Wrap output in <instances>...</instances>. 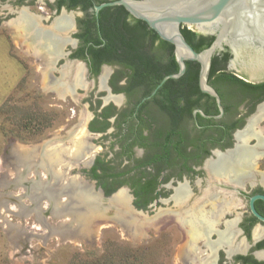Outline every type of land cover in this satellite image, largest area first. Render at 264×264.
<instances>
[{
  "label": "rangeland",
  "instance_id": "1",
  "mask_svg": "<svg viewBox=\"0 0 264 264\" xmlns=\"http://www.w3.org/2000/svg\"><path fill=\"white\" fill-rule=\"evenodd\" d=\"M35 6L39 7L33 5L30 11L39 14L41 10ZM5 8L6 3H1L0 17L5 14ZM6 20L0 19V264H180V231L173 224L161 223L156 228L152 225L153 221L160 223L166 210L174 209L175 202L167 203L162 200L164 204H157V209L153 208L151 203L145 209H137L133 202L131 203V189L127 185L122 186V190L130 197L129 206L133 214L140 218L142 223L139 231H136L131 221L118 217L116 208L104 205L121 188L113 195L105 196L102 187L87 174L95 159L99 158L108 164L110 172L124 174L120 180H129L134 176L133 165L143 157L144 150L134 147L130 161L120 158L119 141L122 138V129H119L116 135L115 130L109 129L106 136H97L99 132L87 130V149L84 150L95 151L87 165L75 164V160L67 154L61 155L59 166L57 163L51 164L49 160V163H44L46 160L43 158L48 154L43 157L45 146L55 143L69 149L72 146L69 138L78 130L86 114H99L100 110L96 106L99 99L101 107H114L116 110L118 108L125 116L132 109L133 96L130 99L127 97L125 103V98L117 94L119 102L112 100L105 106L106 88L100 87L99 82L103 68L97 78L91 76L86 79L85 74L86 85L75 88L72 96L58 97L48 88H44L45 68L40 67L33 57L22 52L21 44L16 41L19 40L17 35L16 40L11 37L14 30L4 24ZM188 29L196 31L193 27ZM74 68L72 66L67 69L68 81L74 78ZM63 69L64 67L56 66L51 73V79L59 80ZM114 71V68L109 69L110 73ZM231 72L238 74L233 70ZM100 123L102 122L95 123V127L100 128ZM258 126L264 129L262 122ZM124 130L125 128L123 132ZM34 147H39V152L25 160L21 156L23 149ZM73 162L75 165L70 166ZM25 163L28 170L22 175L25 172ZM253 171L257 180L261 175L264 176V158L256 161ZM179 173L178 168L166 169L161 173L159 180L168 175L180 176ZM38 178H42L40 182H44L41 188L35 186ZM63 178H78L79 185L90 187L95 195L100 196L102 201L99 203L102 207L100 212H97L99 215L93 218V225H82L83 222L79 221L82 219L73 215L75 210L62 208L68 196L60 189ZM49 179L50 183L46 188L44 185ZM185 180L192 190L194 187L187 178L181 183ZM193 180L197 190L193 189L189 199L184 202L190 209L194 204L202 203L205 206L213 200L221 201L217 197L203 200L207 196L204 194L205 189L210 186L222 191L230 198L229 201L233 198L229 188L216 184L228 183V180L215 177L212 179L206 172L203 177H195ZM22 181L27 182L29 186H24ZM173 186L176 187L174 184L164 183L159 188ZM5 195H13L12 197L18 200H6L4 203L1 199H4L2 196ZM54 200H58L59 204L56 205ZM235 200L233 202L239 203L237 196ZM36 204L37 207L34 208L33 205ZM76 211L79 212L78 209ZM171 214L174 217L175 214L181 215V212ZM167 216L166 213L163 219Z\"/></svg>",
  "mask_w": 264,
  "mask_h": 264
},
{
  "label": "flooded vegetation",
  "instance_id": "2",
  "mask_svg": "<svg viewBox=\"0 0 264 264\" xmlns=\"http://www.w3.org/2000/svg\"><path fill=\"white\" fill-rule=\"evenodd\" d=\"M110 1L113 0H0V5L1 3H6V12L3 17H0V19H7L4 24L14 30V35L11 37L15 39V35L18 37V34L16 27L12 25V23L15 22L19 15H25L27 17V20L30 23L28 25L29 38L24 39L20 36L18 37L19 40H15L21 44L23 48L22 52L30 55L38 61L40 67H45L43 65L47 63L49 67L53 65L52 67H54V71L56 66H60L61 68L82 66L85 69L86 79L91 76L97 78L101 69L104 68V73L108 68L103 87L109 88L112 92V96L114 97L119 98V96H116L117 94L124 97L126 103L127 96L124 92L113 91L111 77L115 71L121 69L122 67L133 65L135 60L120 59L119 56L107 54V50L112 47L113 49L116 48L115 50L117 53H120L124 48L122 46L124 39H126L129 34L126 33L123 39L122 36L120 37L122 32H125L123 28L109 29L108 27H110L115 20L118 23L122 22V24L127 26L134 25L136 19L130 16L121 6L103 7L95 13V6ZM33 5H39V7L35 6L41 10L39 14L30 11ZM109 33L112 35L117 34L122 41H117L115 39V41L110 44V40L108 39ZM41 35L46 36L51 41H60L62 43V54L57 56L54 61H50L42 54V57L36 56L37 54H34V50L26 48L25 41L36 44L42 37ZM214 56L225 58L221 65L216 67L215 74L212 76L210 83L208 80L207 83L217 93L220 99V104L223 108V113L219 118H214L219 115L215 100L206 94L205 95L208 97L203 96L199 99L200 106L193 108L191 115L197 126L196 129L198 131H204L207 134V139H204L202 142L204 149L197 157L196 163L192 166L191 172L185 174L181 173L180 176L177 175L170 177V175H168L166 176V181H162L163 178L158 180L159 182L151 195V206L155 209H157V204L163 205V201L167 203L174 202L173 195L175 194V189L180 185L186 186V180L184 183H181L186 178L194 187V191H196L197 189L194 185L193 179H195V177L201 178L204 176V172L207 173V170H205V161L208 159H211L212 161L217 160V155L212 156L211 152L215 150L219 153L226 154L228 150L232 151L234 146L237 144L236 135L244 130L248 121L257 112L258 107L264 104V93L237 94L231 91L223 90L225 87L233 88L230 82H226L223 87H221L222 89L217 87L215 84H212L215 77L222 72L231 74L248 84H259L264 82V78L250 80L245 74L239 77L231 72L232 70L229 68V64L232 60V55L227 47H224L221 51H216L213 57ZM92 68L99 69L96 75L91 74ZM110 68H114L115 71L110 73ZM53 71L49 72L50 74L48 79L50 81H53V79H51V73ZM69 82L71 83L72 81ZM125 83L126 78H120L117 81L116 86L123 87ZM104 92L107 94L106 90H104ZM72 93H74V91ZM109 102H112V100H109ZM107 104L108 102H105V106ZM96 106L100 110L99 114H111L105 119V122L107 123L106 128L103 129L102 132H99L97 136H106V132L109 129L115 130V132L122 129L121 131L123 132V128H125V121H131L137 111H132V109H130L125 120L122 110L118 108L116 110L114 107H108L107 109L104 108V106L101 107L100 99L97 101ZM197 110L202 113H204V110H209V113L205 115L209 118L205 117L206 119L204 118L200 122L196 116V114H198V112H196ZM94 118L95 116L91 115V118L87 121V130H89V124L94 120ZM261 122L264 124V115ZM122 132L120 133L121 136L124 133ZM255 143V137L248 140V148H252ZM257 150L258 153L262 154L258 160L263 159L264 147H257ZM25 164V172H23L22 175H25L26 169L28 170V165ZM208 175L212 177V179L214 178L210 173ZM259 178V180L255 178V172L253 171L249 176L245 177L240 182L228 181V183L226 182L223 184L216 182V184L226 186L230 189V191H232L233 198L230 201H236L235 196H237L239 203H230V198L225 196L222 191H218L210 187L212 193L207 194V190L205 189L206 193L204 192V194L207 195V198L205 197L203 200H212L214 198L216 199V197L220 198L221 201L216 200L217 206L225 209L224 213L219 216L210 211L211 206L208 203L205 206L202 205V203L191 206L193 208L195 207L194 209L204 206L200 210L206 212L207 217L212 216L215 220L217 219L214 224L215 230H213L210 234L196 238L195 243H186L187 236L184 227L176 221V216L179 214H175L174 217L171 214L181 212L179 217L183 218V215L186 216V213L191 210L189 205L183 202L179 203V205L174 204L175 207L172 210H166L168 216L166 217L167 219H163V217L166 216V213L163 215V223L175 225L181 233V251L179 254L180 264H264V223L253 216L248 204L250 197L254 195H264V176L261 175ZM40 180H42V178H38L35 181L37 182L35 183L36 187H40V183L44 184V182H40ZM47 181L46 185H44L46 188H48L50 179ZM201 182L202 181H200V183ZM164 183H171L176 187L173 186L160 189V185ZM23 184L26 187L29 186L27 182H23ZM120 188L122 189V186L118 189L120 190ZM187 189L190 191V197V193L193 189L191 190L189 187H187ZM36 194L38 195L39 193ZM12 196H2L4 199L1 200H3V202H7L6 200H18V198L16 199V197H14V199ZM131 197L132 203L134 196ZM240 201L244 203L241 204ZM33 206L36 208L37 204L36 206ZM253 206L255 211L264 217V203L261 200H256ZM227 208H229V210H226ZM196 211H199V209H196L194 213H196Z\"/></svg>",
  "mask_w": 264,
  "mask_h": 264
},
{
  "label": "trees",
  "instance_id": "3",
  "mask_svg": "<svg viewBox=\"0 0 264 264\" xmlns=\"http://www.w3.org/2000/svg\"><path fill=\"white\" fill-rule=\"evenodd\" d=\"M108 28H123L125 32L120 35L123 39L126 33L129 35L124 39L122 45L124 48L120 53L116 52V48L111 47L107 50V54L119 56L124 60H135L133 65L122 67L111 77L113 91L124 92L129 99L133 96L132 111L137 110L131 121H125V130L119 141L120 158L130 161L131 150L134 147L144 150V155L135 161L132 168L135 174L129 180H120L124 174L110 172L108 164L99 158L95 159L88 176L102 187L105 196L112 195L121 186H129L134 196V207L145 209L151 203V195L163 171L176 168L180 173L192 171V166L204 149L202 142L207 139V134L196 129L191 112L193 108L200 106V98L208 96L201 93L198 88L199 66L192 61L186 62L185 73L180 78L166 80L150 96L163 77L178 71L173 46L161 40L154 31L139 20H135L134 25L129 26L115 20ZM181 33L186 42L197 52L207 48L213 41V37L203 36L185 26L181 28ZM108 39L110 44L115 39L122 41L117 34L109 33ZM224 58L214 56L211 59L207 78L209 83L216 67L221 65ZM98 70L92 68L91 74L96 75ZM120 78H126L123 87L116 86ZM226 82H230L233 88L224 86V91L237 94L264 93V82L248 84L225 72L217 75L212 84L221 88ZM148 96L150 98L142 101ZM203 112L207 115L209 110ZM110 115L97 114L89 124V130L102 132L107 126L105 119ZM127 116H124L125 120ZM196 116L200 122L205 118L199 113ZM97 122H102L100 128L95 127ZM166 180L164 176L162 181Z\"/></svg>",
  "mask_w": 264,
  "mask_h": 264
},
{
  "label": "water",
  "instance_id": "4",
  "mask_svg": "<svg viewBox=\"0 0 264 264\" xmlns=\"http://www.w3.org/2000/svg\"><path fill=\"white\" fill-rule=\"evenodd\" d=\"M110 6H121L174 48L178 71L163 77L150 96L166 80L180 78L185 73L186 62L192 61L199 66L198 88L201 93L215 100L219 115L214 118H219L223 108L217 93L207 83V78L211 58L224 47L232 55L229 68L239 77L245 74L250 80L264 78V0H113L95 6L94 11L97 13L101 8ZM184 26L193 27L203 36L213 37V41L202 51H195L181 33ZM106 91L108 96H112L109 88ZM196 112L209 118L199 110ZM257 147L256 139L252 148L258 151ZM217 154L222 153L215 150L211 152L212 156ZM209 161L212 162L211 159L205 161V170ZM256 200L264 203V195H254L248 200L253 216L264 223V217L254 209Z\"/></svg>",
  "mask_w": 264,
  "mask_h": 264
},
{
  "label": "bare ground",
  "instance_id": "5",
  "mask_svg": "<svg viewBox=\"0 0 264 264\" xmlns=\"http://www.w3.org/2000/svg\"><path fill=\"white\" fill-rule=\"evenodd\" d=\"M29 24L30 23L25 15H19L15 20V22L12 23V25H14L17 29L18 37L22 36L24 39L29 38L28 36ZM41 36L42 37L40 38L39 42L36 44H32L29 41L24 40L26 42V48L34 50L33 52L34 54H37L36 56L42 57V55H44L50 61H54L57 56L62 54L61 51L62 43L60 41H51L44 35ZM43 66H45L44 67L45 69L43 70V76H44L43 83L45 85L44 88L45 89L48 88L50 91L55 93L60 98H64L66 96H72V92L74 91L75 88H81L86 85V81L84 79L85 69L82 66H75L73 70L74 72H72V76L74 78L72 79L71 83L68 81L69 72H67V69L70 67H64L63 71L61 72L62 77L59 80L50 81L48 79L50 74L49 72L53 71L54 67H52L53 65L49 67L47 63L44 64ZM106 74L107 73L105 71L99 79L100 87H103ZM109 100H113L116 103L119 102V98L114 96H107L104 101L107 102ZM263 115H264V104L258 107L257 112L248 121L244 130L236 135L237 138L236 148L232 151H229V153L226 154H217V160H213L212 162L211 161L207 162L208 174L210 173L215 178L225 179L233 182H240L242 179L249 176L253 172L254 166L256 164V160H258L259 157L262 156V154L258 153L255 148L254 149L248 148L247 142L251 138L255 137L257 139V145L262 148L264 147V129L258 126V124L261 122L263 118ZM90 118H91V114H86V117L80 124L78 130H76V132L74 131L73 134H71L69 140L72 142V146L69 149H67V147L65 146L62 147V145L55 143L47 144L45 146V150L43 149L44 151L43 157L46 153H48L46 154L47 156L43 158L44 160H46L44 161V163H49L47 161L49 160L51 161V164L57 163L59 166V164L61 165L60 163L61 162L60 157H62L61 155L67 154L70 155L71 158L75 160V164H79V165L89 164L93 157V154L95 153V151L84 150L87 149L85 148L86 147L85 139L88 136L86 123ZM38 149L39 147H34V149L25 148L23 149L22 151L23 155L21 156H23L25 160L29 159L31 155H35L37 151L39 152ZM75 164L73 162L71 163L70 166H73ZM77 179L76 178L75 180H68L65 178L62 179L63 181H61L60 183V189L63 190L64 193L66 192V194L68 195L67 201L65 204H63L62 208L65 210H70V208H72L73 209L72 211L75 210V214L73 213L74 217L77 215V217H80L82 219L79 220L80 222H83L82 225L90 226L93 225L92 223L93 218H96L99 215L97 212L101 210L100 208L102 207V205H100L99 202H101L102 200L99 195H95L92 192V189L90 187H86L85 185H79ZM42 186L43 184L40 183V187ZM186 186L180 185L175 189V194L173 195L175 204L179 205V203H183L186 200H188L190 191L187 189ZM211 193L212 191L208 187L207 194H211ZM111 198L112 199L108 200V202L104 203V205H108L116 208L119 215L118 217L121 220L131 221L130 223L133 224L135 230L139 231V228L141 227L142 223L139 220L140 218H138L133 214L134 212L129 206L130 197L126 195L125 191L121 189ZM54 201L56 202V205L59 204L58 200H54ZM230 203H234V202L230 201ZM210 206H211L210 211L212 213L219 216H221L224 213L225 208L223 209L222 207H218L216 200H213L212 202L210 201ZM194 208H192L190 212L186 213V216L183 215V218L179 217V215H177L178 217L176 218V221L179 224H181L182 227H184L187 236L186 243L188 242L195 243L196 238H200L202 236H205L206 234H210L213 230H215L214 224L216 223L217 219L215 220L212 216L207 217L206 212L200 209L199 211H196V213H194L195 210L197 209ZM77 209L79 210L78 213L76 211ZM226 210H229V208H227ZM67 215L70 217L72 216V214H67ZM163 222H164L163 220L160 223H157V221H153L152 225L154 228H156L158 225H160Z\"/></svg>",
  "mask_w": 264,
  "mask_h": 264
}]
</instances>
